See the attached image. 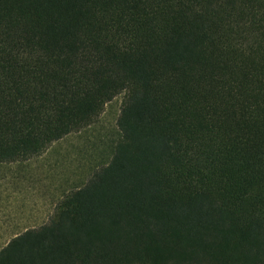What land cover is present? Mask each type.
Returning <instances> with one entry per match:
<instances>
[{
    "label": "trees",
    "instance_id": "16d2710c",
    "mask_svg": "<svg viewBox=\"0 0 264 264\" xmlns=\"http://www.w3.org/2000/svg\"><path fill=\"white\" fill-rule=\"evenodd\" d=\"M122 93L109 163L0 264H264V0H0V164Z\"/></svg>",
    "mask_w": 264,
    "mask_h": 264
},
{
    "label": "rangeland",
    "instance_id": "374dc122",
    "mask_svg": "<svg viewBox=\"0 0 264 264\" xmlns=\"http://www.w3.org/2000/svg\"><path fill=\"white\" fill-rule=\"evenodd\" d=\"M125 98L115 97L93 124L42 155L0 164V251L17 235L49 223L60 201L109 163L121 138L117 122Z\"/></svg>",
    "mask_w": 264,
    "mask_h": 264
},
{
    "label": "crops",
    "instance_id": "0c3cea01",
    "mask_svg": "<svg viewBox=\"0 0 264 264\" xmlns=\"http://www.w3.org/2000/svg\"><path fill=\"white\" fill-rule=\"evenodd\" d=\"M3 164H6V163H3ZM17 236H18V235H17ZM14 238H15V237H14ZM10 241H11V240H10ZM10 241H9V242H10Z\"/></svg>",
    "mask_w": 264,
    "mask_h": 264
}]
</instances>
